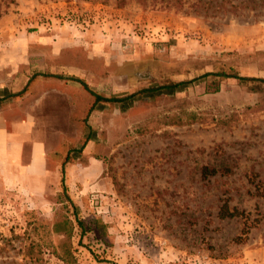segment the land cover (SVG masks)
Returning a JSON list of instances; mask_svg holds the SVG:
<instances>
[{"label":"rangeland","instance_id":"374dc122","mask_svg":"<svg viewBox=\"0 0 264 264\" xmlns=\"http://www.w3.org/2000/svg\"><path fill=\"white\" fill-rule=\"evenodd\" d=\"M217 72L264 79V0H0V112L47 170L13 183L0 163V264H264L260 93L91 92ZM225 200L244 215L220 219Z\"/></svg>","mask_w":264,"mask_h":264},{"label":"trees","instance_id":"16d2710c","mask_svg":"<svg viewBox=\"0 0 264 264\" xmlns=\"http://www.w3.org/2000/svg\"><path fill=\"white\" fill-rule=\"evenodd\" d=\"M209 76L217 77L220 81L230 79V78L236 79L241 85L248 86L251 91L260 93L264 97V79L256 78V77L241 76L237 73H227V72L206 73L202 77L192 79V80H183V81H177V82L171 81V82L161 84V85H154V86L145 88L137 93L125 95L122 97L106 98L96 92H93L92 90L91 92L96 98L95 104H99L101 101L112 102V103L119 104L122 110H126V109L131 108L137 99L154 98L158 95H163V94L174 96L178 92L187 90L192 84H194L199 79L207 78ZM81 83H83L85 87L89 89V87L85 84V82L81 81ZM215 90L218 91L219 86H217ZM14 95L16 94H12L10 92L7 93V90H3L0 92V101H2L5 98L12 97ZM254 109L264 110L263 102L261 101L258 102L254 106ZM192 116L195 117L194 114H192ZM231 171L232 170L229 168L216 169L214 167L206 166L202 170V176L204 178H208L211 176H216L218 174L225 175V174L231 173ZM64 173H65V169L63 168L62 174ZM62 182H64V177L62 178ZM263 194H264V189H263ZM243 215H244V211L239 210L237 207H232L228 200H225L221 204V206L219 207V211H218V216L220 219H232V218L243 216Z\"/></svg>","mask_w":264,"mask_h":264},{"label":"crops","instance_id":"0c3cea01","mask_svg":"<svg viewBox=\"0 0 264 264\" xmlns=\"http://www.w3.org/2000/svg\"><path fill=\"white\" fill-rule=\"evenodd\" d=\"M26 157L23 140L19 141L17 134L8 129L7 120L0 112V163L4 165L5 175L13 183L18 180L38 179L42 174L45 175L46 157L40 143L32 146L30 161L24 164Z\"/></svg>","mask_w":264,"mask_h":264}]
</instances>
